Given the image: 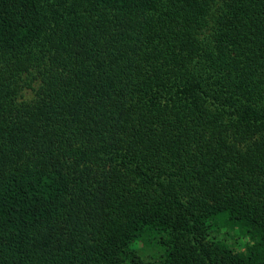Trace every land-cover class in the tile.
<instances>
[{"label":"trees","instance_id":"obj_1","mask_svg":"<svg viewBox=\"0 0 264 264\" xmlns=\"http://www.w3.org/2000/svg\"><path fill=\"white\" fill-rule=\"evenodd\" d=\"M0 264H264V0H0Z\"/></svg>","mask_w":264,"mask_h":264},{"label":"rangeland","instance_id":"obj_2","mask_svg":"<svg viewBox=\"0 0 264 264\" xmlns=\"http://www.w3.org/2000/svg\"><path fill=\"white\" fill-rule=\"evenodd\" d=\"M229 234H231L230 236L227 235V239L225 242H227L230 246L232 247H236L239 248L242 245V241H243V237L244 234L242 233L241 230H238L237 228L232 229V232L230 231ZM223 236L225 237V234H223ZM142 254L146 255L145 257H150V256H156L157 253H159V251L157 250L156 247H154L151 244H147L144 249H141Z\"/></svg>","mask_w":264,"mask_h":264}]
</instances>
